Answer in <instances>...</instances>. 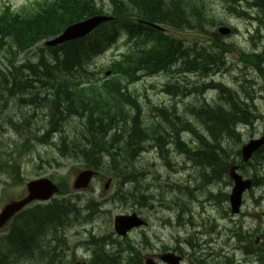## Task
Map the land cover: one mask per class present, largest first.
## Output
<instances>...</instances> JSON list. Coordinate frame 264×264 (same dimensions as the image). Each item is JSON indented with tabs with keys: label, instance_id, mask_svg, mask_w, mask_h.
Here are the masks:
<instances>
[{
	"label": "trees",
	"instance_id": "16d2710c",
	"mask_svg": "<svg viewBox=\"0 0 264 264\" xmlns=\"http://www.w3.org/2000/svg\"><path fill=\"white\" fill-rule=\"evenodd\" d=\"M106 1L38 0L18 9L8 5L0 9V55L7 60L0 66V112L11 117L10 108L19 107L14 99L20 96L25 105L34 101L29 104L30 109L41 110L47 123L48 113L53 122L61 116L78 117L85 132L70 134L73 128L59 129L60 169L62 160L72 161L96 172L102 179L112 180L109 194L99 190L77 195L70 193L69 185L61 178L56 198L45 205L22 210L9 228L0 231V264H75L68 259L65 232L70 227L88 224L93 210L119 206L118 196L120 201L131 199L136 203L139 178H144L137 160L144 150L155 152L156 161L161 164L159 170L155 168L156 173H165L166 168L171 178H181L175 181L181 183L170 185L171 179L167 178V184L163 180L146 184L140 193L139 207L122 208L139 212L176 207L189 222L198 220L203 223L205 233L213 234L218 217L232 222L228 207V172L232 164H238L240 173L253 179L255 189L249 193L250 197L255 191L264 193V149L246 164L240 155L242 132H253L257 122L264 120V114L254 103L255 82L250 80L251 74H256L264 82V47L261 52L254 41L257 34L264 32V0H245L253 15L245 11L241 0L226 1L228 14L244 20L254 18L257 25L250 36L257 49L241 55L245 69L236 78V88L212 81L227 70L228 54L233 52L234 44L224 43V38L214 30L226 24L211 15L207 0ZM97 15H108L112 20L75 41L53 48L42 44L67 27ZM142 22L159 25L165 31ZM120 38L126 40L127 49L106 67L111 78L95 79L91 62ZM37 47L32 60L19 59L24 54H32ZM155 77L166 78L161 92L171 94L174 99L195 100L202 98L205 91L206 99L198 104H184L179 109L154 105L134 87L142 80ZM26 125L19 118L11 128L24 136L23 143L14 148L28 155L32 151L27 144L30 135ZM50 132L46 129L44 137L33 141L48 142ZM12 151V148L7 151L8 159L1 162V168L19 179L20 170L14 167ZM195 187L218 204L215 213L201 207L202 214L195 215L189 199ZM258 200L257 205L263 202L264 194ZM262 215L264 218V212ZM111 220L110 215L104 230L114 234ZM233 223L236 229L232 240H235L245 226L242 221ZM222 225L229 228L228 224ZM243 233L244 247L239 245L240 250L244 249L245 255L255 258L258 264H264V230L259 228L252 235ZM255 235L260 237L257 244ZM106 240L111 241L109 247ZM81 244L89 256L77 264H121V257L117 255L129 258L124 259L127 264L129 261L141 264L138 245L118 237L112 239L109 235L103 237L102 232L91 233ZM213 257L221 263L244 264L233 262L232 257Z\"/></svg>",
	"mask_w": 264,
	"mask_h": 264
},
{
	"label": "rangeland",
	"instance_id": "374dc122",
	"mask_svg": "<svg viewBox=\"0 0 264 264\" xmlns=\"http://www.w3.org/2000/svg\"><path fill=\"white\" fill-rule=\"evenodd\" d=\"M30 0H0V9H2L4 6L8 5L11 8H17L25 3L29 2ZM210 5V11L211 15L216 18H222L224 22H226L229 26L235 28L237 30V34L233 36H229L227 40H230L234 42V48L235 51L232 53V56H230L229 60L227 61L226 65V71L217 77L216 80L212 81H222L226 83L227 85L236 88L238 86L236 82V78H240L243 73L241 70H243L244 66L243 63L239 62V53L241 51L248 52L250 49H253V45L250 43L248 35L246 33V25L245 22L232 19L231 17L226 16L224 13H222V5L221 0H208ZM108 3V0L105 2ZM254 41L256 42V46L263 51L264 47V32H261L259 35L257 34L254 37ZM42 46V45H39ZM35 52H37V49L33 50V53H27L19 57L20 60H26V59H33ZM114 53V54H113ZM120 50L113 48L112 50L105 53L103 56L98 57L93 63L90 64L92 72L95 73V77L100 80L105 75V70L101 71V73L97 74L99 69L101 67H106L110 60L119 55ZM2 56V55H1ZM0 56V66L2 67L3 64L7 63L6 56L1 57ZM215 77V76H214ZM214 79V78H213ZM250 80H254L255 84H253V90L256 92V102L255 106L264 114V86L263 84L257 80L256 76L254 74H251ZM195 81V80H193ZM166 82V78L164 77H155L153 79L143 80L141 83L137 84L134 89L137 91L138 94L141 96L147 95L148 98L152 101L154 105H160V106H166L168 108L177 106L178 109L184 106V104H198L199 102H203L204 96L207 95L206 91L205 93L201 94L202 98L199 97L197 99H191V98H176L171 94H168L167 92L161 93V87H163ZM206 82L207 84L210 83ZM156 89V90H155ZM209 94L211 92L208 91ZM206 99V98H204ZM17 104L18 108H10L11 111V117H8L5 115V113L0 112L2 115V123L0 125V160L5 159L8 157V150L13 149L11 153V157L14 164V167H18L19 170H21L22 178L17 179L14 176L13 173L10 174H4L2 173L0 176V211L3 208V206L12 201L17 200L20 197L23 196L24 190H25V183L29 181L30 179H34L35 177L39 176H46V177H52L56 182L60 181L61 178L65 181V183H68L70 186L73 182V179L75 175L83 170L84 168L74 162L64 161V166L61 170H58L62 167L61 163H58L57 160H60V156L57 152V145L60 142V135H59V129H62V126H65L64 129L71 130L70 132H85V127L81 126L80 120L78 117H72L67 118L64 116L58 117L56 120L50 121V114L48 113V123H47V130L51 129L52 132L56 131L54 137L52 140H48V142H35V138H42L45 136L46 130L41 131L42 127L45 126V123L42 122L40 119L41 117V110H35L33 111L31 107V103H34V101H31L28 105L23 104L20 101V96L16 97L14 99ZM193 102V103H192ZM25 103V102H24ZM190 104V105H191ZM144 106V105H143ZM36 112V121L31 118V115ZM71 116V115H69ZM19 118H23L24 120H29L33 123H27L25 126L29 132L30 139L27 141V144L30 146L32 151V154H22L21 149L14 148V145H21L24 141V136L17 134V132L11 128L12 120H17ZM11 122V126L10 123ZM53 122V123H52ZM258 125L255 128L253 133L245 132L242 141L245 143L253 138H258L261 135H264V120L258 121ZM78 123V124H76ZM76 124V125H75ZM79 125V128L77 126ZM81 127V128H80ZM25 134V133H24ZM85 134V133H83ZM26 135V134H25ZM82 135V133H80ZM23 137V139H22ZM139 158L137 160V164L139 167L140 173H142L144 178H139V190L140 193H142L143 186L146 184H156V181L160 180H166L167 178H170L171 183H181V182H175L182 180L181 178H171L169 172H167L165 168V173L162 171L161 174L156 173L161 168V164L156 161V156L154 151L152 152H146L145 150L142 151L139 154ZM49 161L51 165H44L43 167H40V159ZM57 159V160H56ZM158 160H160L158 158ZM137 170V169H136ZM144 173V174H143ZM159 176H158V175ZM185 179V178H183ZM20 181L23 184H18L17 182ZM106 179L97 178L96 182L98 183V187H104L106 184L105 192H110L112 190V182L107 183ZM92 186L90 187V189ZM193 192L189 193V199L192 200L193 206L198 208V212H201V207L203 209H207L211 213H215L218 209V204H215L212 200H209L204 196L202 191L198 189L197 187L193 188ZM124 190V189H123ZM155 190L157 191V188L155 187ZM159 191V190H158ZM138 194V200L127 199L125 201H120V197L117 198V205L112 207L113 208V215H119V214H125L130 212L131 210L129 208H122L123 206H130L134 205L135 207H139V203L142 201L141 198L142 194ZM264 193L260 191V195H263ZM81 199V198H79ZM82 200V199H81ZM111 207L109 208H103L99 211H94L91 214V220H89L88 224L83 226H77V227H70L65 232L66 238L65 241H70L72 244H75L76 242L85 239L89 234L96 232L100 233L102 232V236H111L112 239H115L114 234L112 232H107L106 230H103L106 225L107 221L110 217V213L112 211ZM255 210V206L252 202V200L247 195L245 206L242 210L243 214L246 216L245 219L243 217H239L240 221L243 222L245 225V228L243 229V232H246L247 234H254L255 230L260 227L261 230H264V219L255 218L256 215H260L264 212V202L261 203V209ZM153 215V216H152ZM87 216V215H86ZM143 216L146 217L149 220L150 228L147 231H143L139 234H137V238L139 239V245L143 248L146 247V251L142 252V255L145 256L149 254L148 250L150 249L149 244L153 243L156 247L162 248L163 244H171L170 240L173 239L175 236L176 239H178V235H182L185 231L188 233L187 230H185L182 233H177V230H174L177 228L179 231H183L185 228H190L192 230V238L190 240V248L193 251L194 255L202 262L207 264H226L227 262H218L215 260L213 256H216L219 254L224 259L226 258V254L229 255V259L232 257L233 260H236L238 262H243L249 264L248 256L245 255L244 249L240 250L239 245L242 247L244 244V233L241 232L242 235L236 234L235 240L228 241L226 237V232L222 231V236H216L215 241L212 242V246L207 248L205 246V238H204V228L203 223H201L198 220H194L192 222L188 221V218L183 215L180 211V209H170L165 211L164 209L159 210L158 216L156 214H150L149 212L143 213ZM166 217H172L171 219H168ZM237 219V220H239ZM219 223L214 224L215 228L223 227L226 230L230 231V235L233 236V231L236 229V226L231 224L227 219L225 218H219ZM222 224H228V227H224ZM214 228V229H215ZM234 229V230H233ZM190 233V232H189ZM182 239H187V236L182 235ZM255 238V237H254ZM106 246L109 247L111 244V241L106 240ZM238 243H237V242ZM117 249H121L119 246H117ZM244 247V246H243ZM242 247V248H243ZM212 248V249H211ZM233 250L236 252L233 254ZM141 254V253H140ZM120 257H124L123 255H117ZM225 261V260H224ZM236 262V263H238Z\"/></svg>",
	"mask_w": 264,
	"mask_h": 264
},
{
	"label": "water",
	"instance_id": "95a60500",
	"mask_svg": "<svg viewBox=\"0 0 264 264\" xmlns=\"http://www.w3.org/2000/svg\"><path fill=\"white\" fill-rule=\"evenodd\" d=\"M110 17L106 16H94L86 19L82 22L69 26L58 38L46 43L47 46L53 47L61 43L72 41L86 36L102 23L109 21ZM158 28V27H157ZM218 32L222 35L229 33L227 28H219ZM264 145V136L249 141L241 149V157L244 162H248L250 157ZM94 176V172L90 170H84L80 172L74 183L73 189L83 190L85 189L90 179ZM229 178L232 180L233 186L229 195V205L232 214H237L242 204L243 194L250 189V181L242 180L241 176L235 173V168H231L229 171ZM27 195L21 200L11 202L3 207L0 212V227L8 222L17 212L22 210L26 205L35 200L45 201L49 200L55 193H57V187L47 179H38L29 182L26 185ZM144 222L140 220L135 214L132 215H120L114 218L113 227L117 234L124 236L128 231L142 226ZM160 261L164 264H179L180 258L174 254L167 253L160 257ZM145 264H156L152 259H147Z\"/></svg>",
	"mask_w": 264,
	"mask_h": 264
},
{
	"label": "flooded vegetation",
	"instance_id": "af4514ba",
	"mask_svg": "<svg viewBox=\"0 0 264 264\" xmlns=\"http://www.w3.org/2000/svg\"><path fill=\"white\" fill-rule=\"evenodd\" d=\"M26 193L23 194V196ZM147 229L144 230H136L135 233L139 234L143 231H146ZM140 246V245H139ZM150 249L148 250L149 254L143 256L142 258L145 257H152V258H159V256L165 252H172L175 253L176 255H178L181 259H182V264H198L199 260L197 257H195L193 252H190L187 248L185 247H181L178 244H174V245H163V248H158L155 246V244L150 243L149 244ZM146 247H143L140 252L146 251ZM140 263L143 264V262L140 260Z\"/></svg>",
	"mask_w": 264,
	"mask_h": 264
},
{
	"label": "bare ground",
	"instance_id": "6f19581e",
	"mask_svg": "<svg viewBox=\"0 0 264 264\" xmlns=\"http://www.w3.org/2000/svg\"><path fill=\"white\" fill-rule=\"evenodd\" d=\"M106 13V12H105ZM204 99V98H203ZM45 116V115H44ZM44 116L41 114V117H40V119L42 120V122H44L45 123V126H43L42 127V129H41V131H44V130H46L47 129V121L45 120V118H44ZM36 112H34L32 115H31V118L30 119H33V120H37L36 119ZM68 118H71V117H68ZM2 121H3V119H2V115L0 114V125H1V123H2ZM27 123H29L30 121L29 120H25ZM12 122L14 123L15 121L14 120H12ZM10 123V126H11V122H9ZM31 123V125H33V123L32 122H30ZM49 131H51L48 135H50V136H48L49 137V140H52L53 139V137H54V135H55V133H57L56 131H53L52 132V130L51 129H48ZM47 138V137H46ZM193 189V188H192ZM76 198V197H75ZM74 199V198H73ZM137 250H138V247L136 248ZM124 259H127V260H129V258H126V257H121V264H127V261L126 262H124ZM134 259V258H133ZM233 259V258H232ZM136 261V260H135ZM235 260H233V262H234ZM236 262H238L237 260H236ZM129 264H130V261L128 262ZM138 263V262H137ZM118 264V263H117ZM247 264V263H246Z\"/></svg>",
	"mask_w": 264,
	"mask_h": 264
}]
</instances>
